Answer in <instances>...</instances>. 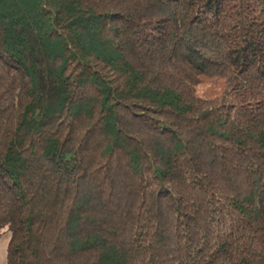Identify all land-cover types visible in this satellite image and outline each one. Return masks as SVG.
Segmentation results:
<instances>
[{
    "label": "trees",
    "instance_id": "1",
    "mask_svg": "<svg viewBox=\"0 0 264 264\" xmlns=\"http://www.w3.org/2000/svg\"><path fill=\"white\" fill-rule=\"evenodd\" d=\"M3 234L6 264H264V0H0Z\"/></svg>",
    "mask_w": 264,
    "mask_h": 264
},
{
    "label": "rangeland",
    "instance_id": "2",
    "mask_svg": "<svg viewBox=\"0 0 264 264\" xmlns=\"http://www.w3.org/2000/svg\"><path fill=\"white\" fill-rule=\"evenodd\" d=\"M213 92H218V91L215 90ZM8 240H9V234L0 235V264H6V249H7Z\"/></svg>",
    "mask_w": 264,
    "mask_h": 264
}]
</instances>
